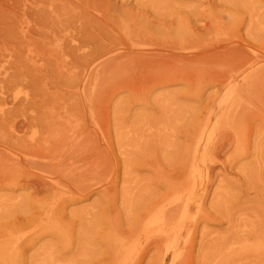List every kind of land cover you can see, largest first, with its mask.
I'll list each match as a JSON object with an SVG mask.
<instances>
[{
	"label": "rangeland",
	"instance_id": "1",
	"mask_svg": "<svg viewBox=\"0 0 264 264\" xmlns=\"http://www.w3.org/2000/svg\"><path fill=\"white\" fill-rule=\"evenodd\" d=\"M0 264H264V0H0Z\"/></svg>",
	"mask_w": 264,
	"mask_h": 264
},
{
	"label": "bare ground",
	"instance_id": "2",
	"mask_svg": "<svg viewBox=\"0 0 264 264\" xmlns=\"http://www.w3.org/2000/svg\"><path fill=\"white\" fill-rule=\"evenodd\" d=\"M93 54V53H92ZM222 56V55H221ZM156 58V57H155ZM173 62H174V60H173ZM202 62V61H201ZM197 63V62H196ZM230 63V62H229ZM100 64V63H99ZM119 64H120V62H119ZM100 77V76H99ZM261 78V77H260ZM99 80V79H98ZM86 86V85H85ZM7 104V103H6ZM64 125V124H63ZM87 137V136H86ZM85 138V137H84ZM80 144V143H79ZM49 147V146H48ZM81 147V146H80ZM87 147V146H86ZM35 151V150H34ZM42 154V153H41ZM58 154V153H57ZM39 167V166H38ZM53 168V167H52ZM77 169V168H76ZM14 171V170H13ZM60 175V174H59ZM46 185V187L47 186H50V184H45ZM48 199V198H47ZM182 205V204H181ZM165 207V206H164ZM174 208V207H173ZM166 209H169V207L168 208H166ZM151 211V210H150ZM170 211H171V209L169 210V215L171 216V213H170ZM173 211H175V210H173ZM149 212V211H148ZM150 213V212H149ZM165 215H167V217H168V214H165Z\"/></svg>",
	"mask_w": 264,
	"mask_h": 264
}]
</instances>
